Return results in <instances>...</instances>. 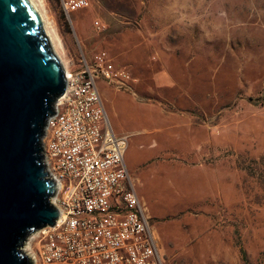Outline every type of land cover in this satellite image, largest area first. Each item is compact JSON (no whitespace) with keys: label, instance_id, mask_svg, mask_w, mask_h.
Returning a JSON list of instances; mask_svg holds the SVG:
<instances>
[{"label":"rangeland","instance_id":"374dc122","mask_svg":"<svg viewBox=\"0 0 264 264\" xmlns=\"http://www.w3.org/2000/svg\"><path fill=\"white\" fill-rule=\"evenodd\" d=\"M34 2L65 69L104 51L130 76L98 91L164 264H264V0Z\"/></svg>","mask_w":264,"mask_h":264},{"label":"built area","instance_id":"2783aa9c","mask_svg":"<svg viewBox=\"0 0 264 264\" xmlns=\"http://www.w3.org/2000/svg\"><path fill=\"white\" fill-rule=\"evenodd\" d=\"M57 1L67 17L88 5ZM92 24L103 28L97 20ZM71 65L41 134L59 214L54 225L32 235V264H164L124 162L128 135L112 130L98 91L99 80L121 88L130 76L104 51Z\"/></svg>","mask_w":264,"mask_h":264},{"label":"water","instance_id":"95a60500","mask_svg":"<svg viewBox=\"0 0 264 264\" xmlns=\"http://www.w3.org/2000/svg\"><path fill=\"white\" fill-rule=\"evenodd\" d=\"M65 83L32 1L0 0V264H30L25 238L58 217L41 134Z\"/></svg>","mask_w":264,"mask_h":264},{"label":"bare ground","instance_id":"6f19581e","mask_svg":"<svg viewBox=\"0 0 264 264\" xmlns=\"http://www.w3.org/2000/svg\"><path fill=\"white\" fill-rule=\"evenodd\" d=\"M32 1V3H33V6L35 7V9H36V11H37V13H38V15H39V18H40V21H41V26H42V29H43V31H44V33H45V35L47 36V38L49 39V32H48V30L46 29V26H45V22H44V17H43V15L41 14V12H40V8L38 7V4H36L35 2H34V0H31ZM63 65V64H62ZM63 68H64V72H65V75L68 73V71L65 69V65H63ZM57 100V99H56ZM53 106V105H52ZM53 108V107H52ZM29 258V257H28Z\"/></svg>","mask_w":264,"mask_h":264},{"label":"crops","instance_id":"0c3cea01","mask_svg":"<svg viewBox=\"0 0 264 264\" xmlns=\"http://www.w3.org/2000/svg\"><path fill=\"white\" fill-rule=\"evenodd\" d=\"M127 147V146H126ZM125 161V160H124ZM125 165H126V163H125ZM127 167V166H126ZM128 169V168H127ZM131 179V178H130Z\"/></svg>","mask_w":264,"mask_h":264},{"label":"trees","instance_id":"16d2710c","mask_svg":"<svg viewBox=\"0 0 264 264\" xmlns=\"http://www.w3.org/2000/svg\"><path fill=\"white\" fill-rule=\"evenodd\" d=\"M243 258H245V257H243Z\"/></svg>","mask_w":264,"mask_h":264}]
</instances>
